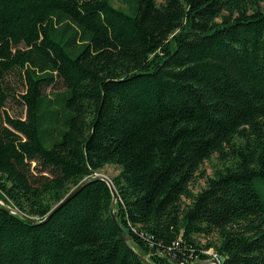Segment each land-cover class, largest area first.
Masks as SVG:
<instances>
[{"label": "trees", "instance_id": "1", "mask_svg": "<svg viewBox=\"0 0 264 264\" xmlns=\"http://www.w3.org/2000/svg\"><path fill=\"white\" fill-rule=\"evenodd\" d=\"M106 164L149 261L264 264V0H0V264H145L104 180L2 207Z\"/></svg>", "mask_w": 264, "mask_h": 264}, {"label": "water", "instance_id": "2", "mask_svg": "<svg viewBox=\"0 0 264 264\" xmlns=\"http://www.w3.org/2000/svg\"><path fill=\"white\" fill-rule=\"evenodd\" d=\"M95 179H101L104 180L112 193V199H111V203H110V207H109V213L112 217V220L114 222V225L116 226V228L119 230L123 240L126 242V244L134 251V253L140 258V260L145 263V264H155L151 261H149L147 259L146 256H143L134 246L132 243V238L130 236V234L124 229V227L120 224V222L118 221V219L116 218V214H115V201L116 198L118 196L112 181L110 180V178H107L104 175L98 174V173H94L91 177L89 178H84L83 180H81L77 185H75L74 187H72L64 196L63 198H61L56 204H54L52 206V208L48 211V213L46 214V216L44 217V219L42 220H37V218L34 217H30L27 216L19 211H14L13 208H11L10 206L7 205H3L2 207L6 210V211H10V212H14L17 215L21 216L24 220L28 221V222H43L45 220H47L54 212H56L60 207H62L69 199H71L74 195H76L85 185H87L90 181L95 180ZM1 204H3L1 202ZM223 256L218 255L217 258H208L205 260H201V261H195L191 264H222L223 263Z\"/></svg>", "mask_w": 264, "mask_h": 264}, {"label": "rangeland", "instance_id": "3", "mask_svg": "<svg viewBox=\"0 0 264 264\" xmlns=\"http://www.w3.org/2000/svg\"><path fill=\"white\" fill-rule=\"evenodd\" d=\"M114 3L116 4V1H114ZM15 83V82H13ZM21 88V84L17 83L16 85V90ZM51 90V87L49 86L46 91ZM2 111H6L8 114L12 115V116H23L25 113V108L21 105L20 101H17V99H14L13 97H9L6 102L5 105L3 107ZM215 164V160L212 159L210 161H206L202 167L205 168L207 173H211L212 167ZM118 172V169L115 165L113 164H106L103 168L99 169L98 174L104 175L107 178H110L111 176H113L114 174H116ZM2 201L0 200V203ZM207 254H209L210 258H217L216 255L214 254V251L212 248L207 250ZM212 264V263H211Z\"/></svg>", "mask_w": 264, "mask_h": 264}, {"label": "built area", "instance_id": "4", "mask_svg": "<svg viewBox=\"0 0 264 264\" xmlns=\"http://www.w3.org/2000/svg\"><path fill=\"white\" fill-rule=\"evenodd\" d=\"M204 252L207 253V250H205ZM215 255H216V254H215ZM216 257H217V255H216Z\"/></svg>", "mask_w": 264, "mask_h": 264}]
</instances>
